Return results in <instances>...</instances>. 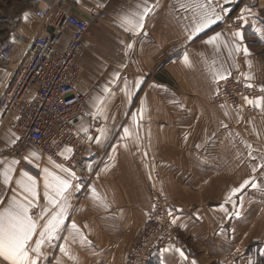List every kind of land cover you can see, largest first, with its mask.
Listing matches in <instances>:
<instances>
[{"label": "crops", "instance_id": "1", "mask_svg": "<svg viewBox=\"0 0 264 264\" xmlns=\"http://www.w3.org/2000/svg\"><path fill=\"white\" fill-rule=\"evenodd\" d=\"M64 1L107 10L106 21L94 26L85 39V55L79 62L78 88L89 94L86 120L78 128L85 143L87 170L73 181L82 187L72 192L71 218L90 244L73 243L70 238L67 241L79 264H126L145 223L147 193L153 187L171 200L176 224L188 238V247L180 249L187 259L176 251L179 248H164L149 264L264 261L261 250L258 252V248L264 250V167H260L264 164V98H260L261 107L251 104L255 109L251 116L211 103L214 70L238 81H264V39L258 35V30H264V0H233L240 15L242 9H251L242 30L243 43L251 53L248 56L230 47L217 51L204 43L220 32L231 44L233 32L221 26L223 20L188 42L191 25L184 18L188 13L179 7L183 0H159V6L136 34L120 26V17L136 11L143 0ZM14 2L0 5V46L17 36L29 42L51 32V27L34 15L37 7L46 8L51 0ZM149 3L154 5L157 0ZM185 51L191 67L183 62ZM23 59L20 47L9 65L0 64V96ZM98 100L102 102L97 106ZM125 128L130 133L127 137ZM11 143V133L3 132L0 146L6 148ZM32 152L39 158L30 157ZM13 159L18 160L0 158V172ZM54 164L28 149L15 166L11 187H6L0 177V198L7 204L14 195V181L21 171H28L39 180L43 205L42 170L64 175ZM245 180H253L259 187H246L233 197L234 204H226V196ZM92 189L107 207L93 199ZM221 205L228 210L227 215ZM251 244L257 248L249 250ZM44 250L52 264L57 260L72 264L58 248L46 246Z\"/></svg>", "mask_w": 264, "mask_h": 264}, {"label": "built area", "instance_id": "2", "mask_svg": "<svg viewBox=\"0 0 264 264\" xmlns=\"http://www.w3.org/2000/svg\"><path fill=\"white\" fill-rule=\"evenodd\" d=\"M43 2L45 0H39ZM230 11L222 21L229 32L242 31L237 3L225 5ZM35 17L46 22L51 32L46 37H33L27 42L17 36L0 46V64L9 65L22 48L24 59L17 64L10 82L0 96V138L3 132L12 135L10 146H0V158L13 157L21 161L32 149L56 164H62L82 177L87 170L83 157L84 140L78 134L86 120L85 104L89 94L81 91L80 60L85 55V39L94 26L107 19L104 6L83 7L64 0H51L46 7H37ZM249 83L227 78L216 82L213 103L231 108L243 106L250 100L264 98V81ZM248 114L255 109L245 107ZM16 137H19L16 140ZM66 147L72 153H60ZM146 219L134 246L127 254L126 264H149L164 248L187 249L173 219L171 200L156 187L147 193ZM171 213V215L169 214Z\"/></svg>", "mask_w": 264, "mask_h": 264}, {"label": "snow or ice", "instance_id": "3", "mask_svg": "<svg viewBox=\"0 0 264 264\" xmlns=\"http://www.w3.org/2000/svg\"><path fill=\"white\" fill-rule=\"evenodd\" d=\"M232 2L233 0H223L222 3L220 0H183L179 7L188 13L184 18L190 20L191 25L190 30L187 31V41L192 42L201 32L222 21L230 11L225 5ZM158 6L159 0L154 5L150 4L149 0H143L142 5H137L136 11L128 12L120 17V26L133 34L139 33L144 27L145 19ZM247 13H251V9L246 7L241 10V15L238 18L245 24L248 19ZM27 16L28 14L25 13V19H27ZM258 35L261 36V39H264V30H258ZM243 42L244 33L240 30L232 33L231 44L225 40L224 35L220 32H216L215 35L209 36L204 41L205 44L213 46L217 51L222 47H230L231 51L236 53L243 52L245 56H248L251 53ZM127 47L131 48L132 45L129 44ZM182 55L185 66L191 67L187 51ZM249 67H251L250 64ZM116 78L118 79L119 77L117 76ZM214 79L215 82H219L227 79V75L214 70ZM246 79L250 80L251 77L246 76ZM137 83H142V81H137ZM246 86L250 88L252 84L249 83ZM104 91L107 93L109 89L105 88ZM261 91H264V88ZM245 100L247 103L255 104L257 107L262 105L261 99L253 101L245 97ZM101 102L98 100L97 106ZM124 134L126 137L129 136L130 133L127 128L124 129ZM18 139L19 137H16V140ZM99 142V139H97V143ZM12 143H15V141H12ZM65 153H72V148L66 147L64 152L60 153L61 156L68 159L69 157ZM30 157L39 158L35 152L30 153ZM25 159L29 164L33 163L29 157H25ZM2 163L3 161H0V164ZM19 163V160L13 159L10 163L4 165L3 171L0 172L2 182L6 187H11L13 184L15 166ZM36 166L38 167V165ZM54 167L59 169L64 175L55 174L47 168L42 170L43 205L41 204L39 180L28 171H21L19 178L14 181L16 185V188L13 189L14 195L7 204L0 198V205H4L0 209V264H44L45 261H47V264H52L44 250L46 246L49 249L58 248L63 256L72 261V264H79L78 257L72 254L67 246V241L70 238L73 243L90 244L87 236L81 231L80 226L71 218L74 212L71 205L72 192L79 190L82 184H73V181L79 178L70 168L62 164H54ZM260 167H264V164H261ZM255 171L257 169L254 167L253 172ZM249 186L252 188L259 187L253 180H245L239 188L231 190L225 198V203L234 204L233 197H237L239 193ZM16 189H19V191H16ZM92 192L93 199L107 207L106 204H103L102 198L95 193V189H92ZM220 207L227 215L228 210L223 205ZM169 214L171 215V213ZM171 223L175 224L176 219L173 218ZM65 232L68 234L67 236L62 235ZM60 240H64L65 243H54ZM176 251L179 252L182 258L187 259L180 249H176ZM260 254L264 255V250H261ZM57 264H61V261L57 260ZM192 264H195V261ZM249 264H253V262L250 261Z\"/></svg>", "mask_w": 264, "mask_h": 264}, {"label": "rangeland", "instance_id": "4", "mask_svg": "<svg viewBox=\"0 0 264 264\" xmlns=\"http://www.w3.org/2000/svg\"><path fill=\"white\" fill-rule=\"evenodd\" d=\"M7 2H11V4H15V2H14V0H0V5L1 4H6ZM235 3H237V2H235ZM237 5H238V3H237ZM2 6V5H1ZM1 18H3V17H1ZM0 25H2V23L0 24ZM0 29H1V31H2V28L0 27ZM227 78H231V77H227ZM233 79V78H232ZM221 81V80H220ZM238 81V80H237ZM241 82H244V81H241ZM245 83H250V82H245ZM216 84V83H215ZM216 90V89H215ZM214 96V95H213ZM260 99V98H259ZM211 103L213 104V105H215L214 103H213V97H212V100H211ZM215 106H217V105H215ZM220 106H227V107H229L228 105H220ZM245 107H250L251 108V104H249V103H247L246 102V100L245 101H243V106L242 107H240V108H236V109H234V108H231V107H229L230 109H232V110H234V111H236V110H240V111H242V113L245 115V116H251V114H248L246 111H245ZM161 192V191H160ZM162 193V192H161ZM163 194V193H162ZM166 196V195H165ZM172 213H173V218H176V215L174 214V212L172 211ZM175 225H176V227H177V229H178V232H179V235H180V237L182 238V240H184L185 241V243L187 244V247H188V238L180 231V229L178 228V226H177V224L175 223ZM134 246V245H133ZM252 248H257V246H255V244H251V246L249 247V250L250 249H252ZM259 249L260 250H263V248H258V252H259ZM263 259V258H262ZM255 263L256 264H263L264 263V261L262 260L261 261V258H257V259H255Z\"/></svg>", "mask_w": 264, "mask_h": 264}]
</instances>
